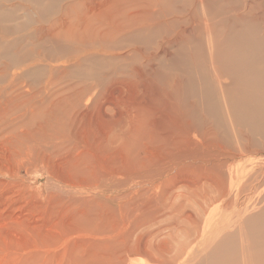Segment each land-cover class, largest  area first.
<instances>
[{"label":"bare ground","instance_id":"obj_1","mask_svg":"<svg viewBox=\"0 0 264 264\" xmlns=\"http://www.w3.org/2000/svg\"><path fill=\"white\" fill-rule=\"evenodd\" d=\"M78 135L125 171L84 137L35 184L29 147ZM34 185L85 218L113 208L95 236L123 242L101 264H264V0H0V191ZM4 248L40 264L36 244Z\"/></svg>","mask_w":264,"mask_h":264},{"label":"rangeland","instance_id":"obj_2","mask_svg":"<svg viewBox=\"0 0 264 264\" xmlns=\"http://www.w3.org/2000/svg\"><path fill=\"white\" fill-rule=\"evenodd\" d=\"M43 98H44V94L40 93L39 95L38 91H36V97H35L36 109L40 107L41 100ZM43 114L37 113V115L39 116L37 118L44 119V116H47V118L49 115L51 116V114L48 111H45ZM77 125L78 124H71L69 125L70 127L67 126V129H65L64 128L65 125L62 122L55 124L53 126L54 127L53 131H56L54 135L55 136L61 135V133L63 135L64 133V134H67L66 137L68 138L69 135H71V131L69 130L77 129ZM77 131H80V129H78ZM84 137L86 140L88 139L87 142L85 143L87 144L86 146H89L92 149V151L98 150L96 147V140L90 135H83V137L81 138L78 135L76 137H73L72 139L73 141H67L66 140L67 138H65V139H62V142L61 141L55 142L54 145L53 144L46 145L43 142L31 145V147H29L30 148L29 154H31V159L34 160L33 165L35 168L31 170L32 172L34 171L33 173L31 172V176L32 178H34L35 184L38 185L37 182L41 181V179L44 178L43 176L44 169L42 170L43 165L41 167L42 163H45V164L47 163V165L51 166L52 164L57 162V159L58 160L64 159L66 162V158H68L72 152V147L74 145L76 146L78 143H79L78 145H81L80 140ZM85 139H83V141H85ZM38 145L39 146L41 145L42 147L41 146L39 147ZM27 147L28 146H23L25 150L27 149ZM44 150H46L47 153H43ZM98 153L102 155L99 157L104 158L103 159L104 161L102 162L104 163L105 168H102V171H105V172H109V170L110 172L111 171H116V172L125 171L122 169L121 167L122 165H117L116 162H114V160L110 159L111 161L110 160L107 161L105 158V155L107 157L108 154L100 150H98ZM93 154L92 153L83 154L81 156L82 158H81L80 164L85 163V164H88L87 166H90L89 164H91L92 166L95 167V169L100 168L94 165L95 157L92 156ZM57 156L58 158L56 159ZM50 157H52L53 159ZM39 158L40 159L43 158L44 160H40ZM54 159H56V161ZM69 164L71 165V164H77V163L76 161H73V162L70 161ZM39 166L40 168H38ZM92 166L91 168H94ZM83 168L84 167L81 166L80 169L75 172V175L71 174L69 170H67V166H65V168L61 166V169H59L58 172H60L63 176H65L66 179L73 178L74 180L81 181L82 184L84 183V180L87 178V176L91 174H94L95 176H100L102 174H105V172L96 173L95 169H92L91 171H88L86 173L81 170ZM41 170L42 172H40ZM85 171H87V169H85ZM38 172H40L41 176H39L36 182V176L39 174ZM85 186L88 187V185H85ZM34 187L36 186L34 185ZM37 190L38 189L36 187L35 192ZM41 190L42 191L40 193L36 192L37 193L36 196L27 195L28 199L26 198V195H25V198L23 199L22 196L24 194L20 192L16 194L14 193L15 195L13 194L9 195V194H6L7 193L6 191H2V190L0 191V204H2L0 205V209H2L0 210V219H1L0 222L2 223V224L0 223V225H2L0 226L1 227L0 228V247L4 248L5 246V248L12 250V249H15L17 246H20L23 244H26V245L36 244L38 245V249L41 250L39 252H36L37 262L40 261V264H58L61 260H62V264H101L102 262L96 256V253L108 251L107 253L112 254L113 250H115L114 249L115 247L118 248L122 246L123 241L120 238L117 239V237H115L112 239H100L98 238L99 237L98 235L95 236V234L96 233L98 234L99 231H103L104 229L105 230L109 229V225H111V223L114 222L113 218H111L113 208L110 209V207L107 204L105 205L106 207L99 204L97 205V207L92 208V211L90 212L92 217H86L87 218L86 219L85 216L82 217L83 215L80 216L78 214V210L79 208H82L81 205L82 204L84 205V202H81L82 203L81 205H74V204H69L68 202L66 203L65 201L60 202L57 199L56 200L48 199V198H45L47 192L44 186L41 187ZM82 191H86V188L83 187L80 189V191L79 189L70 190L69 191L70 196L68 194L63 195V196L64 198L66 197L77 198V197H80V195L77 196L75 193H81ZM5 195L7 196L9 195V196L4 197ZM20 195H22L21 198H20ZM34 197H36L37 199ZM1 198L2 199L4 198L5 201L2 200ZM33 198L35 200V203H34ZM6 199H9V200H6ZM18 216H19V219L17 218ZM15 218H17L20 221H18L17 219H16L17 221H15ZM9 220L15 221L16 223L11 222ZM36 227L37 229H35ZM89 227L92 230L90 231L84 230ZM11 229L13 232L16 231L17 234L15 236H14L15 233L10 232ZM6 240L8 241L5 242ZM9 241H11V243ZM137 246H139V243H137ZM56 258L59 260H56ZM2 261H3V256L0 259V264L2 263ZM131 263L136 264L135 261H131Z\"/></svg>","mask_w":264,"mask_h":264}]
</instances>
